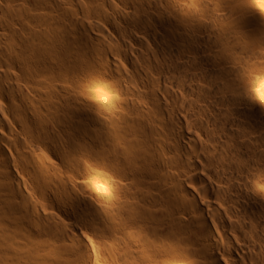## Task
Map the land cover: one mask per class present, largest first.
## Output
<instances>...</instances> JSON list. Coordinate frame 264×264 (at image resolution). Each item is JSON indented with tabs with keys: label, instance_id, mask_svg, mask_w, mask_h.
Masks as SVG:
<instances>
[{
	"label": "bare ground",
	"instance_id": "obj_1",
	"mask_svg": "<svg viewBox=\"0 0 264 264\" xmlns=\"http://www.w3.org/2000/svg\"><path fill=\"white\" fill-rule=\"evenodd\" d=\"M0 264H264V0H0Z\"/></svg>",
	"mask_w": 264,
	"mask_h": 264
}]
</instances>
